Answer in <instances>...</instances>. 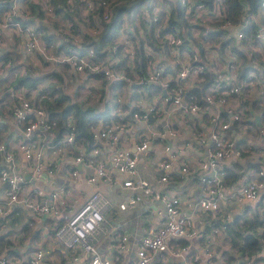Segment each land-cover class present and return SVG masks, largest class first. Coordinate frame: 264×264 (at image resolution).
<instances>
[{"label":"built area","instance_id":"2783aa9c","mask_svg":"<svg viewBox=\"0 0 264 264\" xmlns=\"http://www.w3.org/2000/svg\"><path fill=\"white\" fill-rule=\"evenodd\" d=\"M28 1L38 5L41 16L37 15V11L30 10ZM1 2L4 0H0ZM66 2L70 5H73V2L78 3L83 16L87 8L92 6L90 0H66ZM173 2L181 7L188 21H197L203 25L204 30L223 28L227 34L234 36L235 45L242 46L240 41L242 33L237 27L235 29L230 20L223 19L218 0H212L209 7L199 0ZM171 3L150 0L151 18H158V10H168ZM145 6L146 4L140 2L133 7L132 10L139 13V16L135 15V24L138 23L141 15L145 16L148 13ZM242 9H246L245 1L242 2ZM110 13L111 6H104L101 16L104 20H108ZM125 15H128L126 24L123 21ZM263 15L264 0H261L255 11L247 12L242 16L241 23L253 21L261 30L264 24L260 23V18ZM129 17L130 13L121 14L114 44L106 48L100 59L94 60L92 49L88 47L82 51L79 49V41L83 32L95 34L100 31L101 24L98 21H95L92 26L78 23V26L72 30L71 21L56 14L50 0H8L7 5L4 8L1 7L0 89L7 87L9 93L17 99L11 108V120L16 126L22 121L26 123L22 128L18 126L20 135L17 139H13L11 132H0V213H2L0 220L7 213L18 212L17 206L20 205L24 207L26 217L35 221L41 229L48 227L45 225L48 220H53L49 228L53 230L52 236L56 245L63 251L64 264H78L82 255L85 258V264H93L96 259L100 260V264H164L165 254L167 257H178L177 264H220L222 260L215 250V244L217 233L223 232L222 226L202 228L207 217L217 215L222 221H229L236 213L233 210L234 204L238 206L242 200H256L260 191H264V149L260 147L264 142V125L260 124L259 119L262 111L253 113L247 108V103L240 102L237 96L229 94H236L243 88H247L248 99L255 98L257 104L264 107V55L261 54L259 59H252L251 68L244 75H239L237 71L239 60L228 46H225L219 59L214 49L207 48L209 41L203 40L202 45L205 47L201 59L203 62L201 65H196L192 61L200 57L182 47L185 46V41L176 29L174 32L168 31L161 34L158 43H143L144 71L139 73L135 70L134 44L127 35V31L131 28ZM54 20L57 22L61 20L59 28L52 23ZM41 24L47 28V33L54 34L52 41L43 40ZM137 31L139 34L141 29L138 28ZM197 31L195 29L192 32L196 34ZM154 36H158L156 27ZM256 36L259 39L263 38L260 31L256 32ZM4 37L9 38V47L3 46ZM64 39L68 43L60 46ZM117 43L120 44L121 54L114 48ZM4 49L9 51L13 60L2 59ZM15 50L22 52V58L14 53ZM36 55H40L50 65L54 62H64L69 65L74 76L63 81L62 88L66 92L75 93L74 96L77 99L87 101L92 98L96 102L100 101L101 83L92 74L100 73L104 78L106 83L103 89L104 97L110 95L111 85L121 83V91L115 94V101L124 102V107L118 105L111 108V113L119 116L128 115V118L106 123L100 119L97 120L91 128L95 144L86 149L80 145L70 147L74 124L68 116L66 133L51 142L49 131L51 122L47 119L43 107L34 105L29 97L24 95V86L15 87L1 80L2 76L7 75L5 71L9 65L16 64L15 71L21 74L25 71V64L28 62L34 64L32 60ZM27 58L29 60H26ZM202 65L211 69L214 79L208 87L210 92L204 95V102L199 104L187 100L185 95L186 87L193 81L201 79L197 72L201 70ZM173 77L174 85H170ZM149 85L155 86L157 91L149 90ZM35 91L31 88L30 95L32 96ZM28 114L32 117L27 116ZM204 114H206V120L202 119ZM255 115H258V123L254 119ZM0 121L5 123L2 119ZM181 121L188 126L190 140L204 148L203 153L197 157V165L194 168H190L187 160L180 156L183 146L175 143L180 136L178 126ZM234 121L238 123V126L250 123L261 134V144L256 145L259 146L256 147L259 164L257 167H245L236 180L227 184L224 181L226 164L230 161L241 162L245 158V155L241 154L240 147L235 146L233 142L231 131L237 134L235 130L237 128L233 126ZM158 124L161 126L158 127ZM196 124L200 126L198 132L194 130ZM69 139H71L70 143ZM152 142L162 143L161 150L164 151V155L157 158L158 163L157 159L149 158L153 167L148 176H143L139 174L137 167L143 153L139 149L144 144ZM250 144L253 143L248 144L249 151L252 150ZM14 148L20 152L26 164L27 173L20 168L19 158L16 157ZM46 151L48 153L45 156ZM62 151H68L72 161L67 171L66 185H60L47 195H44L40 188H26L25 182L30 178L39 177L42 171L47 174L54 173L52 157L55 153L59 155ZM173 162H176L178 167L174 181L179 183L182 192L181 189L174 191L169 185V170ZM77 164L88 168L85 178L90 182L116 181L111 172L113 168L122 174L120 183L129 186L132 192L125 200L117 201L116 204L121 209L134 205L143 195L161 201L163 213L159 223L156 226L142 228L135 242L133 261L129 262L123 257L130 248L127 235L116 232L112 227H104L105 219L101 229L110 236L113 248L118 250L120 255L99 252L95 239L85 243L83 240L71 239L66 233L65 225L74 218L73 213L79 214L87 204L99 206L103 218L111 206L110 199L101 190L94 189L78 204L62 214V209L67 206L65 203L68 193L67 184L76 181ZM190 177H196L199 180L203 193L189 200L183 194L186 193V185ZM221 200L224 202L221 203ZM205 205L209 207L205 208ZM258 206H264V202ZM184 207H187V213L183 212ZM262 220V226L254 230L256 234H259L261 229L264 230V216ZM173 228H175L174 234ZM191 239H195L200 244L202 260L198 253H188ZM89 246L95 249L94 253L86 251ZM262 252H264V244H262L260 255L238 254L232 264H237V260L240 259L245 264H264ZM48 263L49 258L40 246L31 249L25 257L19 258L8 256L0 251V264Z\"/></svg>","mask_w":264,"mask_h":264},{"label":"trees","instance_id":"16d2710c","mask_svg":"<svg viewBox=\"0 0 264 264\" xmlns=\"http://www.w3.org/2000/svg\"><path fill=\"white\" fill-rule=\"evenodd\" d=\"M53 4V9L56 14H58L63 19H68L71 21L72 30L78 26V23H84L87 26H92L95 21L101 24V29L95 34H89L88 32L81 33V38L79 41V49L82 51L85 48H91L93 51L94 60L100 59L105 53L106 48L111 47L114 44V37L117 28L120 26L121 14L123 12L130 13L129 22L131 24L130 30L127 31V35L130 37L134 44V60H135V70L137 72L144 71V60L145 51L143 43L155 44L158 43L159 36L165 32H174L176 29L182 34L185 46L190 53L195 56L200 57V59L193 60L192 63L196 65H201L203 61L201 59L204 55L205 47L202 45L203 40H208L209 45L207 48H212L215 50L217 57L221 59V55L224 51L225 46L229 47V50L235 54L239 60V65L237 71L239 75H244L245 72L251 68V60L259 59L260 55H264V26L259 30L258 25L249 21L247 23L242 22V16L251 11H255L259 6L261 0H218L219 5H221V12L223 14V19H228L230 22L239 29L242 33L240 41L242 46H237L234 44V36L227 34L226 30L223 28H208L204 30L203 25L199 24L197 21H188L184 11L178 4H172L171 2L176 0H161L171 3L168 10H158V18L152 19L150 10L151 5L150 0H90L92 2L91 8H87L85 15L80 13L79 4L73 2L70 5L66 0H50ZM203 2L206 6H211L212 0H199ZM246 2V9H242V2ZM8 0L0 3L1 7L7 5ZM146 4L145 8L148 9V13L141 15L139 17L138 23H134L135 15L139 16V13L133 11V7L137 3ZM83 4V2H80ZM77 4V5H76ZM111 6V13L108 20H104L101 16L103 13L104 6ZM28 6L31 11H37V15L41 16L40 9L38 5L28 1ZM85 6V5H84ZM136 15V16H137ZM56 20L52 21L56 24ZM260 23L264 24V15L260 18ZM239 26V27H238ZM158 28V36H154V28ZM138 28L141 32L138 34ZM133 29V31H132ZM198 30L196 34H193V30ZM40 30H42V37L45 42H50L55 37L54 34L47 33V28L44 25H40ZM260 31L263 34V38L259 39L256 36V32ZM60 38V37H58ZM67 44L68 41L64 39L61 41ZM191 44V45H190ZM114 48L119 50L120 44H115ZM195 48V49H194ZM121 54V50L118 51ZM123 53V52H122ZM38 60L41 62V56L36 55ZM2 59H10L11 54L7 49H4L2 54ZM42 63V62H41ZM124 66V65H122ZM121 67V66H120ZM35 65L29 62L24 65V72L17 74L16 64L9 65L7 67V75L1 77L3 82H7L12 86H24V95L29 97L34 105H40L46 112L47 119L51 122L49 131L51 132L50 141H56L67 131L66 120L68 116L71 117L74 124V133L72 144L80 145L84 148H89L95 142L91 135V128L97 120H102L103 123L110 121H121L128 118V115L119 116L116 113H111V108H115L120 105L124 107V102L115 101V94L121 91V83L111 85L112 90L110 95L104 97L103 89L105 86V80L101 77L100 73L92 74L95 78H98L101 83V97L100 101H95L93 104L85 101L84 99H77L74 95L75 93H69L63 90L62 83L74 76L71 68L68 64L64 62H54L49 67L47 72L40 75L42 70H36ZM14 76L12 77L13 73ZM15 71V72H14ZM201 79L193 81L189 86L186 87L185 98L190 101H195L196 103L202 104L204 102V95L210 90L208 89L209 84L214 79V73L207 66H203L200 71L197 72ZM12 77V78H11ZM11 78V79H10ZM45 78L48 81H53V85L48 84L37 87L39 83L45 82ZM170 85H174V77L171 80ZM148 85V84H146ZM33 88L36 91L33 95H30V89ZM149 90L157 91L155 86L149 85ZM231 96H237L240 102L247 103V108L255 111H262L260 124L264 125V107L257 104L255 98L248 99V89L243 88L239 93H229ZM17 99L15 96L11 95L7 90V87L0 89V119L4 120L7 117L11 118V108L16 103ZM97 105V106H96ZM246 108V111L248 109ZM27 116L32 117L31 114ZM228 118L227 115H224ZM203 120H206V114L202 116ZM25 121L18 123L20 128L23 127ZM255 124V123H254ZM235 128H239L236 121L233 122ZM4 124L0 121V132L5 131ZM194 130L198 132L200 126L196 124ZM39 132V131H38ZM37 132V134H38ZM242 151V155L246 154L248 151ZM253 167H256L254 165ZM226 175L224 178L225 183L229 184L236 180L240 174L241 164L238 161L234 162L233 167H225ZM257 206L259 204H256ZM256 207V206H255ZM18 210V209H17ZM30 221L29 225L27 223L23 224L20 228L21 234L17 238H22L24 235L35 237L38 228H33L32 224L34 221ZM263 220L258 215L257 211H254L250 216L243 215L242 213L234 215L230 221H222L217 215H210L207 217V221L204 222L202 228L208 229L211 226H222V231L224 237L228 243V249L223 250L220 254L221 263L220 264H232L235 261L236 255H260L262 244H264V230H260L259 234H256L254 230L256 227L262 226ZM49 230V229H48ZM0 233V250L6 249L10 254L14 253L15 250L11 245L13 236ZM22 236V237H21ZM264 253V252H262ZM63 259V256H60ZM237 264H245L243 260H237Z\"/></svg>","mask_w":264,"mask_h":264},{"label":"crops","instance_id":"0c3cea01","mask_svg":"<svg viewBox=\"0 0 264 264\" xmlns=\"http://www.w3.org/2000/svg\"><path fill=\"white\" fill-rule=\"evenodd\" d=\"M40 62V61H38ZM38 70V69H36ZM48 69H42V72L39 73L42 75L43 73L47 72ZM43 84H38V88ZM253 113H257L259 111L250 109ZM261 115L259 116L260 119ZM5 123L4 128L5 131L11 132L13 134V139H17L20 135V128L15 125V123L11 120L10 117L4 119ZM158 127L161 125L158 124ZM180 136L177 137L175 143L177 145L183 146L180 156L184 157L190 168H194L197 164V157L203 153V147L196 143L189 138V129L185 123L181 121V124L178 126ZM237 134L235 135L232 131L233 142H235V146H239L240 149L243 151H248L245 154V158L241 162L240 173L245 167H253L254 165L259 164L258 162V154L257 148L259 146L258 143L261 144V134L258 132L257 128L250 123L242 124L238 129H235ZM173 141V140H172ZM249 143H253L251 145L252 150H248L250 147L248 146ZM149 147L145 148L143 151L141 158L138 160L137 167L139 168V174L143 176H148L151 167V161L149 158L157 159L159 156L164 155V151L161 150L162 143H150L148 144ZM264 149V142L261 146ZM14 153L17 158H19V166L23 172H28L26 168V164L24 163L23 159L21 158L20 152L17 149H13ZM48 151L44 152L46 156ZM54 161L52 162V166L54 167L53 174H47L44 171L41 172L39 177L30 178L26 183V188H40L44 195H47L51 190L59 187L60 185H66V176L67 171L70 168L72 161H71V154L68 151H62L59 155L57 153L54 154L52 157ZM235 161H230L226 165L228 167H233ZM78 166V164H77ZM77 176L76 181L67 184L68 193L66 194V208L62 209V214H65L72 206L78 204L81 200H83L91 191L94 189H99L101 192L111 201V206L105 212V221L104 227H112L116 232L125 233L128 237V241L130 244V248L126 251L123 255L124 258H127L129 262L135 259L134 255V246L135 242L139 237V234L142 228H146L148 226H156L159 223L160 217L163 213V205L160 200L150 198L146 195H143L140 200H138L132 206H126L125 208L121 209L117 206V201L125 200L126 197L132 192L129 186H124L120 183V178L122 174L115 168L111 170L112 175L116 178V181L112 182H100V181H87L85 178V174L88 171V168L81 167L80 165L77 167ZM178 167L176 162L171 164L169 170V185L171 189L176 191V189L182 188L177 184L174 179L177 177ZM203 193L201 184L196 177H190L187 185H186V193L183 196L187 199H194L200 196ZM75 199V201H73ZM221 203L224 201L221 200ZM264 202V191H260L259 197L253 201H246L242 200L237 204H234V215L242 213L243 215L250 216L253 214L254 211L258 212L260 218L264 216V206H257ZM256 206V207H255ZM18 212L16 213H7L3 219L0 220V233L7 235L9 234L10 238L13 236V241L11 247L15 250L14 253L10 254L6 249L0 250L4 254L13 257H25L31 249L35 248L36 246H40L45 250L46 256L49 258L48 264H64L65 258L61 259L60 256L64 257L63 251L56 245L55 239L52 236L53 230L50 227L51 223L53 222L48 220L46 222V226L48 225V229H41L37 226V223L34 221L32 224L33 228H38L37 234L35 237H31L28 235H24L22 238H17L21 234V226L25 223L29 225L30 221L26 217L27 214L23 206H17ZM184 213L188 212L187 207L183 209ZM233 215V216H234ZM63 218V217H62ZM60 218V219H62ZM230 221L232 220L229 219ZM49 222V223H48ZM195 222V219H194ZM15 236V237H14ZM110 236L107 235L105 230L101 229L99 235L95 238L96 248L99 252L111 253V254H118L121 253L113 248V245L110 241ZM228 248L227 241L224 237L223 232H218L216 235V244L215 250L220 256L223 250ZM188 253H198L200 255V259L202 260V250L200 244L195 241V239H191L189 241ZM166 256L164 264H177L179 263V258H172ZM84 256H80L78 260V264H85ZM159 260V257H158ZM204 260V259H203Z\"/></svg>","mask_w":264,"mask_h":264},{"label":"clouds","instance_id":"9594fccd","mask_svg":"<svg viewBox=\"0 0 264 264\" xmlns=\"http://www.w3.org/2000/svg\"><path fill=\"white\" fill-rule=\"evenodd\" d=\"M31 131V130H29ZM71 139H69V143ZM148 144H144L140 147L139 151L143 152L145 148H148ZM123 158V157H121ZM159 162L158 159L156 161ZM209 205H205V208ZM2 214V213H0ZM73 217L70 223L65 225V231L74 240H83L85 243L90 239H95L101 232V226L103 222V216L100 214V207L95 204H87L79 214L73 213ZM175 233V228H173V234ZM87 252H95V249L88 247ZM93 264H100V260L96 259Z\"/></svg>","mask_w":264,"mask_h":264},{"label":"rangeland","instance_id":"374dc122","mask_svg":"<svg viewBox=\"0 0 264 264\" xmlns=\"http://www.w3.org/2000/svg\"><path fill=\"white\" fill-rule=\"evenodd\" d=\"M172 4L174 5L175 3L174 2H172ZM124 23L126 24L127 22H128V15H125V18H124ZM61 23V20H58V22H56V28L58 27H60V24ZM3 42H4V47L6 48V47H9L10 46V44H9V38L8 37H4V40H3ZM14 53L16 54V55H18V57H20V58H22V52H19V51H14ZM38 57L36 56V57H34L33 59L34 60H32L33 62H34V64L33 65H35V67L38 69V70H42V69H48L51 65H50V63L49 62H46L45 60H44V58H42L41 57V62H38L39 60L37 59ZM26 60H29V58H27ZM1 70H2V68L0 69V73H1ZM45 80V82L46 83H43V82H41V83H39V84H43V85H45V84H47V82H48V84H49V82H50V85L52 86L54 83H53V81H48V79L47 78H45L44 79ZM87 102H89V103H94L95 102V100L94 99H92V98H89L88 100H87Z\"/></svg>","mask_w":264,"mask_h":264},{"label":"water","instance_id":"95a60500","mask_svg":"<svg viewBox=\"0 0 264 264\" xmlns=\"http://www.w3.org/2000/svg\"><path fill=\"white\" fill-rule=\"evenodd\" d=\"M238 27H239V26H238ZM254 119L256 120L257 123L259 122V120H258V115H255V116H254Z\"/></svg>","mask_w":264,"mask_h":264}]
</instances>
